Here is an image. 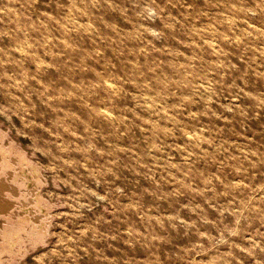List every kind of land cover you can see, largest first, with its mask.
<instances>
[{"label": "rangeland", "instance_id": "374dc122", "mask_svg": "<svg viewBox=\"0 0 264 264\" xmlns=\"http://www.w3.org/2000/svg\"><path fill=\"white\" fill-rule=\"evenodd\" d=\"M0 154V264H264V0H0Z\"/></svg>", "mask_w": 264, "mask_h": 264}, {"label": "bare ground", "instance_id": "6f19581e", "mask_svg": "<svg viewBox=\"0 0 264 264\" xmlns=\"http://www.w3.org/2000/svg\"><path fill=\"white\" fill-rule=\"evenodd\" d=\"M11 152V150H9V152H7L6 150H5V153H6V155H8L9 153ZM13 153V152H12ZM12 155V154H11ZM21 156H19V155H15V156H13L12 157V159L11 160H9V159H6V157H4L3 156V154H0V173H4V175L3 176H0V214H5V215H8V214H10V213H12V211H13V209H14V206H15V202H16V200H17V198L19 197V198H21L20 196H23L22 194H23V192L21 191V188L22 187H24L25 188V193H24V195H26L27 196V198H26V200H27V202H24L25 201V199L24 198H22V199H20V201L21 200H23V202L22 203H24L23 205H24V207L25 206H27V208L28 207H31L33 204L34 205H36V207H37V205H39V196L41 195H38V190H39V187H34V185H33V189H31L32 187L28 184L27 186H22V185H19L17 182H16V180L17 179H21L22 180V182H24V184H25V178L26 177H24L23 176V178L22 177H18L17 178V174H16V171L15 170H13L12 168H14V165L18 168L19 167V165H20V160H21ZM11 162V163H10ZM22 163V162H21ZM23 163H25V161L23 162ZM13 165V166H12ZM21 168H23V167H21ZM19 169V168H18ZM17 170V169H16ZM19 170H21V169H19ZM22 172V171H21ZM34 173V172H33ZM39 173V172H38ZM26 174V173H25ZM28 174V173H27ZM20 176V175H19ZM28 176V175H27ZM39 176V175H38ZM42 178V177H41ZM25 180V181H24ZM45 180V179H44ZM21 182V181H20ZM29 182V181H28ZM44 182H46V181H44ZM27 183V182H26ZM21 184H23V183H21ZM37 185V184H36ZM42 185V184H41ZM48 186V185H47ZM6 193H11V195L14 197V199H12V200H9V199H7V196H6ZM18 198V199H19ZM16 199V200H15ZM19 202V201H18ZM20 203V202H19ZM18 203V204H19ZM40 203H41V201H40ZM22 205V204H21ZM18 206V205H17ZM20 206V205H19ZM18 206V207H19ZM34 207V206H33ZM36 207H34V208H36ZM32 208V207H31ZM22 209V208H21ZM38 209V208H37ZM28 210H29V208H28ZM22 211V210H21ZM39 215L37 216V217H34L33 218V220H34V222H36V223H34V225L35 224H39L40 223V221H42V220H40L41 219V216H40V213H41V209L39 208ZM23 212H25L26 213V211H23ZM37 212H38V210H37ZM21 213V212H20ZM27 213H29V212H27ZM16 214V213H15ZM36 214V213H35ZM48 214H49V212H48ZM37 215V214H36ZM18 216V215H17ZM43 217V216H42ZM5 217H2L1 219L2 220H0V223L2 224V226H3V228L4 229H6L8 232L7 233H5V231H4V233H3V237H6L5 239H4V241H5V243L7 244H5V245H3V247L4 248H6V249H9V247L10 248H12V244L15 242V239H13L12 237H14L15 235L13 234V233H10V230L7 228V227H5L4 226V222L6 221L5 219H4ZM48 218V217H47ZM21 219H23V218H21ZM30 219V218H29ZM45 219V218H44ZM25 220L27 221L28 219H27V217L25 218ZM55 220V219H54ZM30 221V220H29ZM46 222V221H45ZM44 222V223H45ZM33 223V222H32ZM42 223V222H41ZM32 226V231H31V233H28V236L29 237H31V236H33V235H36V234H39V230H38V227H35V226ZM39 226V225H38ZM45 226V225H44ZM28 227H29V225H28ZM37 228V229H36ZM34 232H36L35 234H34ZM47 232V231H46ZM27 234V233H26ZM42 236V235H41ZM45 237V236H44ZM44 237H43V239H44ZM46 239V238H45ZM2 247V248H3Z\"/></svg>", "mask_w": 264, "mask_h": 264}, {"label": "snow or ice", "instance_id": "6c2138e0", "mask_svg": "<svg viewBox=\"0 0 264 264\" xmlns=\"http://www.w3.org/2000/svg\"><path fill=\"white\" fill-rule=\"evenodd\" d=\"M4 173H0V176H3ZM7 199L12 200L14 197L11 195V193H6Z\"/></svg>", "mask_w": 264, "mask_h": 264}]
</instances>
